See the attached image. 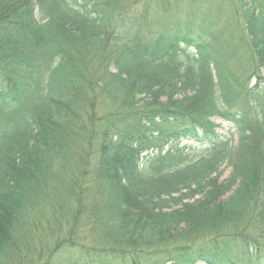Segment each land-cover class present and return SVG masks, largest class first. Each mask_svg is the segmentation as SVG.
Segmentation results:
<instances>
[{"label":"trees","instance_id":"obj_1","mask_svg":"<svg viewBox=\"0 0 264 264\" xmlns=\"http://www.w3.org/2000/svg\"><path fill=\"white\" fill-rule=\"evenodd\" d=\"M138 1L0 0V264H264V0Z\"/></svg>","mask_w":264,"mask_h":264},{"label":"rangeland","instance_id":"obj_2","mask_svg":"<svg viewBox=\"0 0 264 264\" xmlns=\"http://www.w3.org/2000/svg\"><path fill=\"white\" fill-rule=\"evenodd\" d=\"M147 1L150 3V7L148 9L149 13H153V11L157 8V0H139L135 6L142 7L145 4H147ZM146 8V7H145ZM216 123L218 124V131L220 134L224 135L226 139L232 138L234 141V144L237 143V136L233 135L235 130L232 128V125L225 121L224 119L220 117L215 118ZM170 148V144L164 146V150ZM179 149H182L183 152L188 156V159L192 162H195L201 157L206 155V146H200L197 142L191 141L188 139H184L181 141L179 146L177 147ZM152 151H158L157 149L151 150ZM148 153H145V156ZM144 156V158H145ZM227 168V167H226ZM230 169L227 168L224 177H227L229 175ZM84 224V221H81V225ZM83 227L80 226L79 230H82ZM66 228H63L62 231L58 230L54 227L53 220H51L48 223H45L42 227H40L33 235L32 239L28 242L25 241V244L27 247H22L21 256L23 258L24 252L26 256L33 257V256H42L43 259H46L48 254L52 249H55V245L59 241L61 235L66 236ZM74 252V250L69 251V249L59 248L56 250V254L54 255V263L55 264H62L66 259L69 258L71 253ZM21 261H26L24 258ZM27 262V261H26ZM204 264V263H199Z\"/></svg>","mask_w":264,"mask_h":264}]
</instances>
